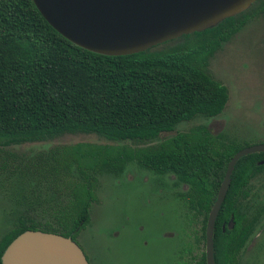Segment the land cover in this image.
<instances>
[{"label":"trees","instance_id":"obj_1","mask_svg":"<svg viewBox=\"0 0 264 264\" xmlns=\"http://www.w3.org/2000/svg\"><path fill=\"white\" fill-rule=\"evenodd\" d=\"M254 16L264 17V0L215 28L182 37L194 39L189 46L105 56L63 37L33 0H0V146L80 133L145 144L182 122L219 116L229 91L209 72L210 60ZM242 148L198 125L145 147L64 146L25 163L21 172L40 176L39 185L47 179L57 195L66 191V205L51 210L59 223L63 221L61 234L75 240L90 223L97 175L118 176L134 161L156 173H176L192 186L187 202L199 203L208 212L229 162ZM246 158L235 166L226 203L235 196L240 163ZM15 160L12 155V162L0 165L17 169ZM26 220L21 216L19 221ZM37 226L23 227L19 233Z\"/></svg>","mask_w":264,"mask_h":264},{"label":"flooded vegetation","instance_id":"obj_2","mask_svg":"<svg viewBox=\"0 0 264 264\" xmlns=\"http://www.w3.org/2000/svg\"><path fill=\"white\" fill-rule=\"evenodd\" d=\"M256 17L257 16H254L249 22ZM226 109L227 108H225L220 115H223L227 111ZM213 118L215 117H212V119ZM181 124L186 123L182 122L179 125ZM179 125L173 131L176 132L175 135L178 133L177 128ZM198 125L206 126L213 133L214 137L222 140L226 144L235 142L241 145L244 141L242 137L230 138L227 134H215L211 130L210 124L207 122L194 126ZM58 137L60 136L45 140L27 141L19 144L13 143L8 146H0V164H4V160H7V164L12 162V155H14L16 160L13 163L18 167L16 169V167L13 166L7 165L8 167H3L0 165V199L9 202V210L7 212L4 211L5 208L3 205L0 206V212H4V214L0 215V264H3V255L11 243L27 231H41L48 234L67 237L61 234L64 227L63 221H60L59 223L58 217L54 215L51 210L52 207H55L53 209H57L66 205V191L61 190L59 195H57V192L51 188L50 182L47 179L39 185L38 181L42 179L40 176L31 173V171L28 172L29 174H26V172H21L23 171L21 169H25V163H28L29 161L35 162V159L41 155L49 154L57 148L69 145L57 146L49 151L41 152L30 158L20 157L14 152L7 150V148L12 147L13 145L50 142L49 140ZM102 138L109 141L104 137ZM91 144L101 145V143ZM259 145H264V142L246 146L241 145L243 147L241 150ZM243 158L246 159L240 163L235 196L232 199H229L227 203L226 196L214 224L213 244L215 264H218V258L220 264H264V151L255 152ZM130 165H136L138 167L143 175L137 177H141L147 184H150V187L153 190L156 188V192L158 191L160 194L165 193L162 194V196L171 200L172 205L175 207L176 211L179 212L181 220L185 226L182 231L179 229V232L164 230L155 233L147 224H140L137 228L140 229V231L144 229L146 236L150 237L155 242H158H153V246L149 248L147 246L148 241H144L145 248L143 253V264H208L207 231L210 214L214 205L208 212H206L204 208L202 209V206L199 203H192L191 205V203L187 202V198H185V195L191 190V184L181 181L176 173H156L153 170L139 166L136 161L128 164L123 173L118 176L112 173L104 175H111L115 180L121 182ZM33 170L35 171V168ZM246 171L248 172V176L245 177L243 173ZM104 175H97L98 184L95 190L96 199L90 208V221L92 207L99 201L98 190L100 188V179ZM149 175H152L154 178L151 182L145 180L146 176ZM38 206L42 207L37 209ZM21 216H24L27 219L26 223L19 221ZM126 222H129L128 218ZM34 223L38 225L37 230L27 229L22 233H19L23 227H30ZM132 223L137 222L134 221ZM121 227L125 228L124 225ZM83 231L77 235L75 240H73V238L72 240L81 247L89 264H106V260H109L108 264H127L120 261V259L124 260V258L121 257L119 252V258L118 254L114 255V253H117L116 241H109L110 247L108 248V253H101L97 247L93 246L88 239L83 237ZM118 236L119 233L117 231L114 232V236L111 238H118ZM167 240H171V251L169 254H162L159 251V248H162L161 245L163 244L168 245L169 242ZM110 249L112 252H110ZM104 254L109 255L106 257Z\"/></svg>","mask_w":264,"mask_h":264},{"label":"rangeland","instance_id":"obj_3","mask_svg":"<svg viewBox=\"0 0 264 264\" xmlns=\"http://www.w3.org/2000/svg\"><path fill=\"white\" fill-rule=\"evenodd\" d=\"M193 40V38H180L157 46L155 51L162 53L180 49L189 46ZM209 72L229 90L230 99L226 107L227 111L213 119L201 116L193 121L185 122L186 124L179 125L177 132H185L194 125L207 122L215 134H227L230 138L242 137L244 139L242 146L264 142L263 16H257L249 22L238 35L222 47L211 59ZM175 133L163 134L160 139L145 144H135L130 141L110 142L96 134H65L49 140L50 142L13 145L7 150L20 157L30 158L57 146L81 142L144 147L158 144L174 136ZM142 175L143 173L136 165H130L121 182L111 175L102 176L98 190L99 201L92 207L91 221L83 231V237L88 239L101 253H108L109 241H116L117 253L114 255L119 252L124 258L120 261L127 264L144 263V241H148L149 248L153 246V242L158 243L146 236L144 229L140 231L137 228L140 224H147L155 233L164 230L179 232V229L182 231L185 227L171 200L162 196L165 193L156 192V188L153 190L150 184H147L141 177H137ZM153 179L152 175L145 178L148 182ZM1 205L4 206L5 212L9 210L7 200L0 199ZM2 214L4 212H0V215ZM127 218L129 222H126ZM134 221L137 223H132ZM122 225L125 228H122ZM117 231L118 238H111ZM167 241L168 245H161L163 251L159 248L162 254H169L171 251V240ZM110 252H112L111 249ZM104 255L108 257L109 254ZM108 263L109 260H106V264Z\"/></svg>","mask_w":264,"mask_h":264},{"label":"water","instance_id":"obj_4","mask_svg":"<svg viewBox=\"0 0 264 264\" xmlns=\"http://www.w3.org/2000/svg\"><path fill=\"white\" fill-rule=\"evenodd\" d=\"M258 0H33L47 22L63 37L87 51L129 56L217 27L248 11ZM264 145L245 148L229 162L212 208L207 237L208 264H215L214 224L227 196L237 162ZM3 264H89L72 240L27 231L3 255Z\"/></svg>","mask_w":264,"mask_h":264}]
</instances>
